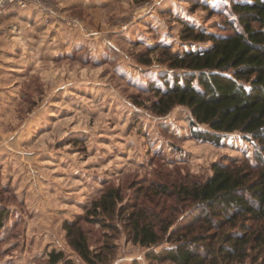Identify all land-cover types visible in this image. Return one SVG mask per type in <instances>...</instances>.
Here are the masks:
<instances>
[{
	"label": "rangeland",
	"instance_id": "374dc122",
	"mask_svg": "<svg viewBox=\"0 0 264 264\" xmlns=\"http://www.w3.org/2000/svg\"><path fill=\"white\" fill-rule=\"evenodd\" d=\"M44 1L49 11L0 14V206L9 211L0 264H51L53 248L87 264L67 238L66 221L76 220L91 247L112 245L105 264H172L145 258L149 247L128 237L124 215L86 212L115 186L123 212L173 229L191 207L174 186L203 182L215 161L252 155L240 131L218 145L192 136L189 109L159 114L148 86L171 73L172 53L210 44L187 40L186 22L230 31L220 26L229 0Z\"/></svg>",
	"mask_w": 264,
	"mask_h": 264
},
{
	"label": "trees",
	"instance_id": "16d2710c",
	"mask_svg": "<svg viewBox=\"0 0 264 264\" xmlns=\"http://www.w3.org/2000/svg\"><path fill=\"white\" fill-rule=\"evenodd\" d=\"M224 12L220 26L227 33L186 22L187 40L210 44L172 53L171 73L148 86L157 95L152 106L159 114L176 105L189 109L192 136L218 145L223 134L240 131L254 143L252 155L240 162L215 161L203 182L174 186L172 193L191 207L173 229L164 218L136 209L123 212L121 189L115 186H107L86 212L98 221L102 215H124L128 237L149 247L145 258L150 262L243 264L249 259L264 264V0H229ZM199 124L208 129H196ZM8 216V209L0 206V230ZM77 223L65 224L72 248L87 264H105L112 245L91 247ZM165 237L168 245L162 242ZM48 258L51 264H77L54 248Z\"/></svg>",
	"mask_w": 264,
	"mask_h": 264
},
{
	"label": "built area",
	"instance_id": "2783aa9c",
	"mask_svg": "<svg viewBox=\"0 0 264 264\" xmlns=\"http://www.w3.org/2000/svg\"><path fill=\"white\" fill-rule=\"evenodd\" d=\"M33 4H40L37 6L42 7L45 11L50 10L45 6L44 0H0V14L15 9L29 8L30 5L35 6Z\"/></svg>",
	"mask_w": 264,
	"mask_h": 264
},
{
	"label": "crops",
	"instance_id": "0c3cea01",
	"mask_svg": "<svg viewBox=\"0 0 264 264\" xmlns=\"http://www.w3.org/2000/svg\"><path fill=\"white\" fill-rule=\"evenodd\" d=\"M11 13H9V11H6V12H4V14H2V15H13V12L15 13V12H17L18 14H14V15H18V16H20V15H23V14H28V13H30V14H33L34 12H31V11H28V10H25V12H23V11H16V10H12V11H10ZM6 17V16H5Z\"/></svg>",
	"mask_w": 264,
	"mask_h": 264
}]
</instances>
